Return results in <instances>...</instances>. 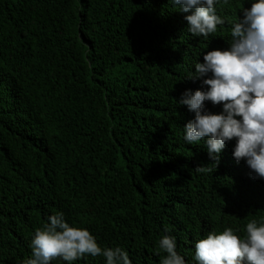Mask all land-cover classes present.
I'll use <instances>...</instances> for the list:
<instances>
[{"label": "trees", "instance_id": "obj_1", "mask_svg": "<svg viewBox=\"0 0 264 264\" xmlns=\"http://www.w3.org/2000/svg\"><path fill=\"white\" fill-rule=\"evenodd\" d=\"M251 2L219 0L225 23L205 38L171 0H0V264H24L56 212L133 264H161L165 234L197 264V240L264 218V179L237 163L235 139L212 161L184 140L194 113L177 102Z\"/></svg>", "mask_w": 264, "mask_h": 264}, {"label": "clouds", "instance_id": "obj_2", "mask_svg": "<svg viewBox=\"0 0 264 264\" xmlns=\"http://www.w3.org/2000/svg\"><path fill=\"white\" fill-rule=\"evenodd\" d=\"M219 0H171L187 13V30L194 37L217 32L225 23L217 14ZM232 22L228 47L203 53L189 79H199L201 87L186 89L177 101L186 105L194 117L183 126L184 140L192 145L204 140L212 161L219 162L226 144L235 139L232 155L245 162L253 179H264V0H252ZM220 105L211 112L205 102ZM210 171L205 165L195 168ZM48 223L37 228L31 240V256L24 264H51L56 258L72 264L86 258L103 256L105 264H133L129 253L119 247H101L88 228L70 225L63 212L50 215ZM168 230L165 229V233ZM165 253L161 264H186L178 253L176 237L163 235L158 242ZM197 264H264V218L245 225L238 236L231 227L211 231L195 243Z\"/></svg>", "mask_w": 264, "mask_h": 264}]
</instances>
